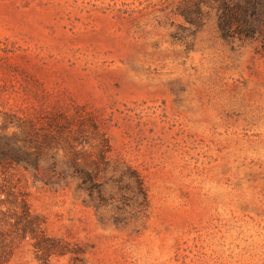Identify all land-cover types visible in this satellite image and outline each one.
I'll return each instance as SVG.
<instances>
[{
    "label": "rangeland",
    "instance_id": "1",
    "mask_svg": "<svg viewBox=\"0 0 264 264\" xmlns=\"http://www.w3.org/2000/svg\"><path fill=\"white\" fill-rule=\"evenodd\" d=\"M186 1L0 0V136L78 110L111 146L94 170L87 121L84 145L53 131L38 169L0 168L68 247L27 238L0 264H264V33L226 39L213 3L196 23Z\"/></svg>",
    "mask_w": 264,
    "mask_h": 264
},
{
    "label": "trees",
    "instance_id": "2",
    "mask_svg": "<svg viewBox=\"0 0 264 264\" xmlns=\"http://www.w3.org/2000/svg\"><path fill=\"white\" fill-rule=\"evenodd\" d=\"M203 3H213L217 9L218 28L222 37L249 39L263 35L264 0H193V2L186 1V5L192 4L194 9L185 6L180 11L188 21L199 23ZM87 121L96 136H99L96 144L98 159L93 162L94 170L98 171L99 162L106 164L108 161L110 142L94 116L89 112L82 113L78 110L77 114L71 116L65 112H56L40 126L28 119L18 122L17 126L21 128L20 135L0 136V168L5 172L22 163L26 168L38 169L40 160L46 157L47 151L52 149L57 141L58 135L53 131L59 134L68 131L69 139H73L69 142L72 148L75 143L84 145L89 141L88 137L84 136V125ZM8 123H14V120L11 119ZM16 137L20 144L16 143ZM78 155L79 150H75L70 159L71 166L80 177L81 185L92 191L97 187L96 178L90 170L77 162ZM55 164L53 161V170L56 169ZM8 204L12 207L5 208ZM43 223L44 221L33 213L25 191L19 189L14 193L12 188L0 184V263L7 262L22 240L27 238L33 240L36 251L41 252V257L66 253L67 244L59 238L49 236Z\"/></svg>",
    "mask_w": 264,
    "mask_h": 264
}]
</instances>
